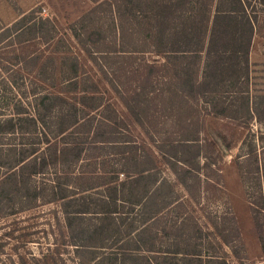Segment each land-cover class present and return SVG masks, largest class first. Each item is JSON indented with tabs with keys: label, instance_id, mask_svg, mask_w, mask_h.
Listing matches in <instances>:
<instances>
[{
	"label": "trees",
	"instance_id": "1",
	"mask_svg": "<svg viewBox=\"0 0 264 264\" xmlns=\"http://www.w3.org/2000/svg\"><path fill=\"white\" fill-rule=\"evenodd\" d=\"M34 14H21L0 38L16 29L41 34L42 29L31 22ZM69 30L124 107L126 119L103 100L93 79L79 74L77 58H62L61 93L75 97L50 93L42 97V105L55 113L51 127H46L37 109L39 97L34 105L0 109V144L2 137L14 142L7 145L9 149L0 147V189L26 187L32 177L53 171L55 179L49 188L31 198L58 203L66 217L91 214L99 220H114V216L130 215L138 206L141 210L149 207L142 216L150 218L154 198L138 200L145 172L150 178L155 165L165 166L187 188L173 167L199 180L198 174H207L215 166L214 143L203 140L205 116L229 121L244 118L247 123L261 120L256 103L249 100V86L253 41L264 39V0H96ZM40 38L47 41L51 36ZM1 86L19 89L8 78L1 79ZM233 98L241 100L238 109H234ZM258 99L264 106V95ZM130 124L151 144L149 154L139 153ZM112 158L118 159L113 163ZM242 163L245 168L242 165L238 170L245 185L248 174L254 175L247 180L245 196L255 229L264 231V216L256 215L264 207V145L259 153L255 149L247 153ZM119 175L125 179L119 181ZM187 191L195 201L193 192ZM125 206L129 212H124ZM223 225L219 229L214 224L211 236L220 246H230L233 234ZM179 245L174 242L175 249L168 252L172 264L177 255L186 264H203V254L193 243L187 244L188 249ZM205 260L226 264L210 255Z\"/></svg>",
	"mask_w": 264,
	"mask_h": 264
},
{
	"label": "rangeland",
	"instance_id": "2",
	"mask_svg": "<svg viewBox=\"0 0 264 264\" xmlns=\"http://www.w3.org/2000/svg\"><path fill=\"white\" fill-rule=\"evenodd\" d=\"M95 1L0 0V33L10 28L21 14L30 11H35L31 22L35 28L42 29L41 34L16 29L0 38V81L12 79L19 86V89L0 87V109L8 111L15 104L25 106L29 102L34 105L33 100L39 97L37 109L46 127H51L54 110L48 111L47 104L42 105L41 99L49 93L75 97V94L61 93L60 85L64 71L62 58L72 60L74 57L81 67L79 74L93 79L103 100L126 119L124 107L100 79L69 30L73 22L95 6ZM41 36L46 39L51 36V39L46 41ZM250 63L253 66L249 100L256 103L261 120L252 119L247 123L244 118L229 121L205 116L203 140L214 143L211 157L216 161L215 166L207 174H198L199 180L183 173L178 166L173 167L193 192L195 201L187 188L178 182L172 169L155 165L153 176L147 178L149 174L145 172L138 188L139 203L147 201L149 196L154 198L150 218L142 216L149 207L141 210L138 206L130 215L114 216V220L111 217L99 220L91 214L66 217L58 203H43L41 198L36 202L31 198L34 193L41 195L55 179L54 172L48 171L32 177L26 187L4 186L0 189V264H172L168 252L175 249L174 242L180 243L181 249H188L187 244L193 243L195 250L203 254V264H207L204 261L209 255L217 260L224 259L226 264H264L261 243L264 231L255 229L253 212L245 196L247 180H252L254 175L248 174L245 185L238 170L242 165L245 168L242 161L247 153L254 149L259 153L264 145V106L258 104V96L264 95L263 38L255 37ZM232 100L234 109H238L241 100ZM129 129L132 140L140 148L139 153L142 156L149 154L153 148L145 135L132 124ZM7 139H1L3 150L14 143ZM225 144H229L230 149L226 150ZM112 159L114 163L118 158ZM124 179L119 175V181ZM148 181H151L149 188ZM127 208H123L124 212H129ZM256 215L264 216V207ZM214 224L219 229L224 224L232 232L230 246H220L211 236L215 232ZM147 226L150 228L145 233L143 228ZM147 239H151L150 245L145 243ZM75 245L79 250H75ZM137 245L139 251L134 250ZM174 258L175 264H186L181 255Z\"/></svg>",
	"mask_w": 264,
	"mask_h": 264
}]
</instances>
